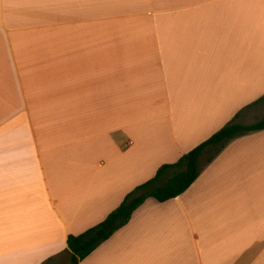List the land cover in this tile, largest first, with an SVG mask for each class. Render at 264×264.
<instances>
[{
  "label": "crops",
  "instance_id": "0c3cea01",
  "mask_svg": "<svg viewBox=\"0 0 264 264\" xmlns=\"http://www.w3.org/2000/svg\"><path fill=\"white\" fill-rule=\"evenodd\" d=\"M262 98L264 0H0V264H70L69 236ZM80 264H264V130Z\"/></svg>",
  "mask_w": 264,
  "mask_h": 264
},
{
  "label": "trees",
  "instance_id": "16d2710c",
  "mask_svg": "<svg viewBox=\"0 0 264 264\" xmlns=\"http://www.w3.org/2000/svg\"><path fill=\"white\" fill-rule=\"evenodd\" d=\"M262 102H264V98L248 108ZM263 130L264 118L249 125L241 124L234 119L208 140L182 156L176 163L161 166L154 178L129 193L123 203L111 212L102 223L80 235L69 236L70 264H80L116 232L128 225L135 213L149 199H153L158 203H165L184 194L200 177L204 169L231 142ZM205 155L208 158L203 162Z\"/></svg>",
  "mask_w": 264,
  "mask_h": 264
},
{
  "label": "snow or ice",
  "instance_id": "6c2138e0",
  "mask_svg": "<svg viewBox=\"0 0 264 264\" xmlns=\"http://www.w3.org/2000/svg\"><path fill=\"white\" fill-rule=\"evenodd\" d=\"M264 111V109H262ZM255 113L252 111H241L235 117V120L241 124L249 123L252 119H254ZM48 264H66V262L56 256L50 258Z\"/></svg>",
  "mask_w": 264,
  "mask_h": 264
},
{
  "label": "rangeland",
  "instance_id": "374dc122",
  "mask_svg": "<svg viewBox=\"0 0 264 264\" xmlns=\"http://www.w3.org/2000/svg\"><path fill=\"white\" fill-rule=\"evenodd\" d=\"M262 109H264L263 107L262 108H260L259 109V111L257 112V117H264V111H262ZM207 158H208V156L207 155H205L204 157H203V162H205L206 160H207ZM68 263V262H67Z\"/></svg>",
  "mask_w": 264,
  "mask_h": 264
}]
</instances>
